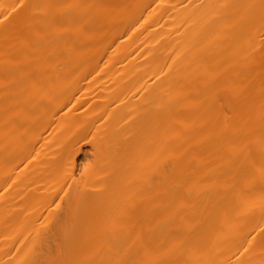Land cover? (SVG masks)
I'll use <instances>...</instances> for the list:
<instances>
[{"label":"bare ground","instance_id":"bare-ground-1","mask_svg":"<svg viewBox=\"0 0 264 264\" xmlns=\"http://www.w3.org/2000/svg\"><path fill=\"white\" fill-rule=\"evenodd\" d=\"M0 264H264V0H0Z\"/></svg>","mask_w":264,"mask_h":264},{"label":"rangeland","instance_id":"rangeland-1","mask_svg":"<svg viewBox=\"0 0 264 264\" xmlns=\"http://www.w3.org/2000/svg\"><path fill=\"white\" fill-rule=\"evenodd\" d=\"M81 159H84V157H83V156H81Z\"/></svg>","mask_w":264,"mask_h":264}]
</instances>
